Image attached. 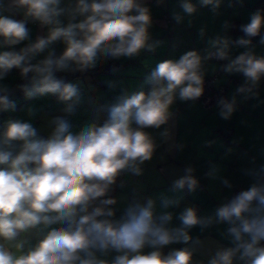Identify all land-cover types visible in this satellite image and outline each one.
I'll use <instances>...</instances> for the list:
<instances>
[{
    "label": "clouds",
    "instance_id": "1",
    "mask_svg": "<svg viewBox=\"0 0 264 264\" xmlns=\"http://www.w3.org/2000/svg\"><path fill=\"white\" fill-rule=\"evenodd\" d=\"M199 3L215 13L221 0ZM180 7L188 16L197 11L190 0H183ZM173 19L179 23L183 17L173 13ZM30 22L46 27L47 34L18 51L0 52V81L14 68L22 78L31 73L28 83L18 86L20 91L27 98L57 97L66 104V115L50 120L47 137L29 120L9 119L0 125V264H195L191 230L214 223L228 225L225 234L232 246L217 249L207 264H264V182L259 179L264 166L250 173L256 179L246 190L220 203L213 215L201 216L196 207H184L175 216L178 226H172L174 214L167 211L179 206L178 198L162 196L160 212L156 199H134L117 217L113 207L117 200L110 195L123 173L139 175L140 166L152 159L157 145L147 129L166 125L177 99L195 101L202 96V59H229V40H211L215 51L203 58L190 50L179 59L158 62L144 79L147 92H123L102 106L103 122L97 118L75 130L67 117L75 113L82 93L56 73L93 69L109 59H132L143 51H155L159 41L150 42L151 9L144 0H0L4 45L28 41ZM262 28L264 11L256 10L240 26L248 39L236 41L248 50L223 67L226 73L242 74L245 84L253 87L264 77V56L248 46ZM58 42L64 50L57 56L52 46ZM260 43L264 44V36ZM46 51L43 59L32 63ZM11 94L0 83V112L15 109ZM217 106L227 120L235 110V98L231 102L221 98ZM35 114V109H28L29 116ZM161 135L166 137L167 130ZM193 171L187 167L185 175L172 182L171 191L195 192L198 180ZM217 172L213 165L207 175L215 177ZM223 183L231 187L227 180ZM45 229L43 238L32 245L26 234ZM173 244L185 246L167 254L162 251ZM146 248L151 250L145 252Z\"/></svg>",
    "mask_w": 264,
    "mask_h": 264
},
{
    "label": "crops",
    "instance_id": "2",
    "mask_svg": "<svg viewBox=\"0 0 264 264\" xmlns=\"http://www.w3.org/2000/svg\"><path fill=\"white\" fill-rule=\"evenodd\" d=\"M257 1L221 0L220 7L213 13L211 6H201L199 0H190L197 11L188 16L180 7L183 0H144L153 17V24L149 29L150 42L159 41L155 51H143L140 56L132 59H109L93 69L56 73L57 77L65 82L76 84L82 93L80 105L75 113L67 118L76 125L75 130L97 118L103 122L106 113L101 111L102 106L114 102L123 92L149 90V86L143 82L158 62L179 59L183 53L190 50L197 51L203 58L209 51L215 50L211 48L210 41L217 37L229 40V59L226 60L228 64L230 59L248 50L239 46L236 41L241 37L248 39L240 30V26L248 23L250 15L259 10ZM173 13L180 14L182 21L177 23L173 19ZM164 14L169 16L170 21L163 17ZM27 26L30 29L28 41L8 46L0 39V52L18 51L28 43L34 42L37 37L47 34V28L38 23L30 22ZM261 36H264V28L261 29L260 35L251 38V45L248 46L257 56H264ZM52 48L58 56L63 52L64 45L58 42ZM46 55L47 51L41 53L32 63ZM217 67L216 61L202 59L204 76L214 73ZM70 74L74 75L69 76ZM226 74L239 77L245 83L242 74ZM17 76L18 69L14 68L0 83L11 89ZM225 78L226 75H222L220 81ZM109 84L113 86L109 87ZM247 87L252 88L251 92H238L234 87L227 90L226 99L231 102L233 97L235 98V110L227 120L219 115L220 107L207 109L197 101L177 99L172 106L173 115L168 123L160 129H147L157 145L152 159L140 166L139 175L126 172L123 187L118 182L113 186L110 195L117 200V204L113 206L117 217L134 199L143 202L148 197L156 199L158 212L164 211L160 207V198L167 196L180 199L178 207L167 209L174 214L172 226H178L179 221L175 216L184 207L194 206L198 209V215L210 216L214 214V209L235 191L246 190L256 179L250 173L264 166V77L258 85ZM16 97L19 100L16 101L14 110L7 111L8 117L7 112H0V125L9 119L29 120L39 129L42 136L47 137L51 132L50 120L66 115L63 111L66 104L55 96L27 98L22 92L12 99L15 100ZM29 108L35 109L34 116L28 115ZM165 130L168 132L166 137L161 135ZM213 165L218 168V172L215 177H209L207 173L212 170ZM187 167L193 168L192 174L198 180L196 191L172 192V182L185 175ZM259 179L264 182V174H261ZM224 180H227L231 187L226 186ZM60 226L62 225L51 227ZM227 227V224L214 223L203 230L199 226L191 230L190 234L194 238L191 247L196 250L193 257L195 264H207L217 249L232 246L231 237L225 234ZM46 232L47 229L44 232L31 230L26 235L31 244L35 245ZM196 239L199 243H195ZM184 246L173 244L162 251L167 254L170 249ZM150 250L146 248L144 251ZM114 255L115 253L110 254L108 259Z\"/></svg>",
    "mask_w": 264,
    "mask_h": 264
},
{
    "label": "built area",
    "instance_id": "3",
    "mask_svg": "<svg viewBox=\"0 0 264 264\" xmlns=\"http://www.w3.org/2000/svg\"><path fill=\"white\" fill-rule=\"evenodd\" d=\"M167 21H170L169 16L167 14H164L163 16ZM215 51V50H211ZM212 60L216 61L218 63V67L215 70L214 73L204 76V91L200 98H198L197 101L200 103L204 108H213L218 107L217 101L221 98L226 99V92L229 88L235 87L238 89L241 86H244L247 88V85L241 81L239 77L227 75L223 71V67L226 64V60L217 59L215 57L211 58ZM31 73L28 74V77L22 78L20 74V70L18 69V76L15 79V81L12 84L11 90V98L18 95L22 91H20L19 87L22 84L28 83L29 78L31 77ZM222 75H226V78L224 81H220V78ZM57 98V97H55ZM227 100V99H226ZM125 175L126 172L123 173L117 180L119 184H123L125 182ZM238 191H235V193L232 195L234 196L237 194ZM231 196V197H232ZM229 197L228 199H230Z\"/></svg>",
    "mask_w": 264,
    "mask_h": 264
},
{
    "label": "trees",
    "instance_id": "4",
    "mask_svg": "<svg viewBox=\"0 0 264 264\" xmlns=\"http://www.w3.org/2000/svg\"><path fill=\"white\" fill-rule=\"evenodd\" d=\"M257 4L259 5V10L264 11V0H258ZM74 74H70L69 76H72ZM235 88V87H234ZM22 93V92H21ZM20 94V93H19Z\"/></svg>",
    "mask_w": 264,
    "mask_h": 264
},
{
    "label": "rangeland",
    "instance_id": "5",
    "mask_svg": "<svg viewBox=\"0 0 264 264\" xmlns=\"http://www.w3.org/2000/svg\"><path fill=\"white\" fill-rule=\"evenodd\" d=\"M18 100H19V99H18V97H16V98H15V100H14V101H15V103H16V101H18ZM6 115H7V117H8V116H9V113L7 112V114H6ZM9 118H10V117H9ZM9 118H7V119H9Z\"/></svg>",
    "mask_w": 264,
    "mask_h": 264
}]
</instances>
